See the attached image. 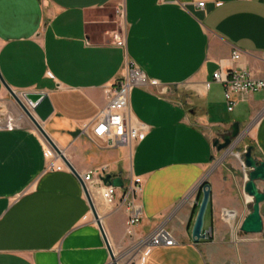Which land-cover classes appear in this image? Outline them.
<instances>
[{
    "label": "crops",
    "instance_id": "1",
    "mask_svg": "<svg viewBox=\"0 0 264 264\" xmlns=\"http://www.w3.org/2000/svg\"><path fill=\"white\" fill-rule=\"evenodd\" d=\"M120 29L123 48L112 42ZM232 51L240 54L234 64ZM127 61L155 84L130 92L128 107L147 133L130 148L106 149L92 143L93 120ZM220 66L264 79V0H0L5 86L46 95L51 114L41 126L75 174L104 166L124 184L141 182L142 219L132 242L157 229L173 235L176 243L150 248L144 264H264V242L233 233L249 213L243 155L241 164L216 159L212 146L214 131L226 134L238 123L241 132H253V158L264 161V91L234 96L228 112L223 87L211 77ZM1 84L0 106L8 94ZM184 85L183 96L165 92ZM21 124L0 130V264L109 263L79 179L58 159L59 169L47 170L41 137ZM201 181L210 188L207 237L195 243ZM256 186L264 194V182ZM259 206L264 218V202ZM223 211L233 215L225 219ZM125 221L122 211L102 219L113 251L129 245Z\"/></svg>",
    "mask_w": 264,
    "mask_h": 264
},
{
    "label": "built area",
    "instance_id": "2",
    "mask_svg": "<svg viewBox=\"0 0 264 264\" xmlns=\"http://www.w3.org/2000/svg\"><path fill=\"white\" fill-rule=\"evenodd\" d=\"M165 1V0H160ZM197 7L203 8V3H198ZM124 12L121 7L115 11L117 19L123 20ZM112 42L115 46L123 48L125 46V35L122 29L112 33ZM240 54L232 51L229 63L234 64L239 60ZM247 70H236L233 67L220 66L213 74L214 82L222 86L224 90V103H226L227 111L232 112L237 102L234 96L238 95L247 98L251 94L264 91V79H255ZM155 84L148 80L144 72L137 67L132 61H127L124 74L107 89V101L95 118L90 138L92 143H100L106 149H113L119 146L130 148L132 144L141 142L145 139L147 128L145 125L134 120L129 109L130 92L135 88H146ZM21 119L18 121L8 117L2 120L0 118V130L13 131L20 127ZM43 152L47 158V170H58L59 167L55 163L56 155L50 145L43 143ZM106 167L85 172L79 176L85 187L89 200L93 203L95 209V196H97L105 206L104 213L97 212L98 221L103 228L102 219L105 215L124 212L126 214L125 221V237L129 241V245L120 251H112L116 264H144L145 252L150 248L170 247L176 241L171 232L164 229H157L151 235L132 242L134 236V228L142 219L141 206L138 202V196L142 189L139 180L130 178L127 184L121 188L112 186H103L102 178L107 174ZM233 215L232 212L223 211L222 216L226 219ZM93 223L96 225L95 220ZM104 230V228H103ZM105 232V231H104ZM106 234V233H105ZM110 245V243H109ZM111 260L109 258V263Z\"/></svg>",
    "mask_w": 264,
    "mask_h": 264
},
{
    "label": "water",
    "instance_id": "3",
    "mask_svg": "<svg viewBox=\"0 0 264 264\" xmlns=\"http://www.w3.org/2000/svg\"><path fill=\"white\" fill-rule=\"evenodd\" d=\"M1 85L5 87L6 91L10 95V98L14 100V102L19 106L21 109L20 111L23 112V114L26 116V118L30 121V124L34 126V128L41 134L40 136L43 137V139L50 145L51 149L54 151L56 155V159H58L60 162H62L67 169H69L72 174L77 176L79 179V182L81 184L80 187H82L85 200H87L89 207L91 209L90 213H92V216L96 222V225L102 235L101 238H103L104 244L107 248L106 251H108L109 258L111 260L110 264H116L112 251H110V245L109 241L106 238V234L100 225V222L98 221L97 212L93 203L91 200H89L88 193L83 187V183L80 180L79 176L75 174L74 169L70 165V163L67 161L61 150L57 149L55 144L51 141V139L46 136L47 134L44 132L41 123L44 122L48 116L51 114V108L49 105V101L45 94L43 93H22L17 94L13 90H11L9 87L5 86L4 81L1 79ZM238 123H234L231 126L230 133L225 135L223 137V140L221 142H218V140L213 141V148L216 149V151H230L235 145L238 144L239 140L243 137V132L240 131V128ZM253 151V147L249 146L245 150L242 156V167L244 168L246 172L245 174V183L243 185V192L247 197H249L251 203H252V209L251 212L243 218L239 231L245 235H256L260 234L263 230V220L261 219L260 214V204L264 202V194L260 193L257 189L256 183L261 181L264 182V161L258 162L255 160L251 154ZM103 186H112L116 188H122L123 187V180L117 177H112V175L107 174L104 176V178L101 179ZM197 189L201 192L202 195L201 201L198 205V211L196 218L194 220L193 228L190 233L191 239L193 242L197 243L200 240H203L207 237L206 232L203 231V220L204 216L207 210V206L210 199V188L209 186L204 183L200 182L197 186ZM239 232V233H240ZM108 264V263H107Z\"/></svg>",
    "mask_w": 264,
    "mask_h": 264
},
{
    "label": "rangeland",
    "instance_id": "4",
    "mask_svg": "<svg viewBox=\"0 0 264 264\" xmlns=\"http://www.w3.org/2000/svg\"><path fill=\"white\" fill-rule=\"evenodd\" d=\"M188 90H189L188 89V86L187 85H184L182 87L179 86L175 90L173 88H169V90L167 89L165 92L169 96H174L176 94H179L180 96H183V94H186V93L189 92ZM5 99H6V102L4 104H2V106H0V118L2 120H4V119H7L8 117H10L13 120H15V121L17 120L18 121L22 117L23 120H21V123H23V124L25 123V124L30 125L36 131V133L40 136L41 134L34 128V126L32 124H30V121L26 118V116L23 114V112L20 111L21 109L14 102V100L12 98H10V95L9 94H7V96L5 97ZM261 113H262V111L259 112V113H257L255 118H257ZM255 126H252V128L255 129L254 128ZM247 129H246V131H248ZM246 131L243 134L242 139L239 140L238 144L235 145V147H233L230 151H228L226 153H225V151L218 152L214 148V154L213 155L215 156V158L218 159L221 156H222L221 158H224L225 156H228L229 157L228 162H235L236 161V162H240V164H241V155H243V153L247 149V147H248L247 145H250V143L252 142L250 139H251V137L253 135V132L250 133V134H247ZM229 133L230 132H227L226 134H224L223 132L214 131L213 132L214 141L215 140H218V142H221L223 140V137L225 135L229 134ZM40 137H41L43 143H45L46 141L43 139V137L42 136H40ZM237 157H238V159H237ZM220 160L221 159H219V161ZM251 205H252V203L250 201L249 205H247L248 208H249V213L251 212V209H252V206ZM262 219H263V230L261 231L260 234H256V235H245V234L241 233L239 231V227H240V224H241L240 223V224L236 225L235 228H234L235 232H233V233H234L235 237L238 236V233L240 232L241 233V240L243 238H254V239L262 240L264 242V218H262Z\"/></svg>",
    "mask_w": 264,
    "mask_h": 264
}]
</instances>
